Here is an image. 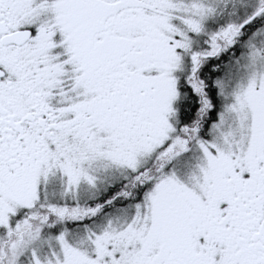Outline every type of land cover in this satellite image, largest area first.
<instances>
[{"label":"snow or ice","instance_id":"snow-or-ice-1","mask_svg":"<svg viewBox=\"0 0 264 264\" xmlns=\"http://www.w3.org/2000/svg\"><path fill=\"white\" fill-rule=\"evenodd\" d=\"M0 264H264V0H0Z\"/></svg>","mask_w":264,"mask_h":264}]
</instances>
